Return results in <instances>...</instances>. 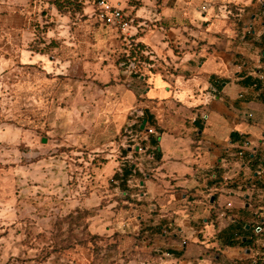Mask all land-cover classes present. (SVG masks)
<instances>
[{
  "label": "crops",
  "instance_id": "obj_1",
  "mask_svg": "<svg viewBox=\"0 0 264 264\" xmlns=\"http://www.w3.org/2000/svg\"><path fill=\"white\" fill-rule=\"evenodd\" d=\"M108 1L133 21V46L97 23L93 0L75 32L51 7L60 27L46 42L59 46L41 54L32 1L0 0V161L23 136L10 121L51 117L76 77L81 114L91 106L119 139L94 167L106 204L82 206L96 212L94 234L117 238L124 264L264 261V0ZM144 121L157 136L129 151L124 130Z\"/></svg>",
  "mask_w": 264,
  "mask_h": 264
},
{
  "label": "rangeland",
  "instance_id": "obj_2",
  "mask_svg": "<svg viewBox=\"0 0 264 264\" xmlns=\"http://www.w3.org/2000/svg\"><path fill=\"white\" fill-rule=\"evenodd\" d=\"M31 1L32 26L43 54L49 30L60 27L52 16V8L57 10V3L62 4L63 13L57 12L67 16L64 24L75 32L90 20L93 3ZM69 79L67 100L55 101L51 117L36 110L22 113L9 123L23 136L20 142L5 145L0 161V264L127 261L119 256L116 237H103L91 231L90 221L96 212L82 206L96 201L106 204L103 197L108 196V188L97 182L94 167L109 159L112 143H119V139L108 130L107 121L100 124V115L90 105L81 114L79 98L85 96L87 100V93H81L83 90L76 86L78 78ZM84 79L88 82L87 77ZM96 84L105 90L111 85L110 78ZM92 105L96 106L94 102Z\"/></svg>",
  "mask_w": 264,
  "mask_h": 264
},
{
  "label": "built area",
  "instance_id": "obj_3",
  "mask_svg": "<svg viewBox=\"0 0 264 264\" xmlns=\"http://www.w3.org/2000/svg\"><path fill=\"white\" fill-rule=\"evenodd\" d=\"M94 9V17L97 23L117 30L122 36V41L131 46L132 42L129 31L132 28L133 21L121 9L111 5L108 0H95ZM152 136L156 137L157 133L155 128L151 126L145 128L143 131L124 130L126 144L132 149L138 147L139 151L144 150L143 144L149 141ZM256 232L260 233L261 229L258 228Z\"/></svg>",
  "mask_w": 264,
  "mask_h": 264
},
{
  "label": "trees",
  "instance_id": "obj_4",
  "mask_svg": "<svg viewBox=\"0 0 264 264\" xmlns=\"http://www.w3.org/2000/svg\"><path fill=\"white\" fill-rule=\"evenodd\" d=\"M64 1H68V0H64ZM57 6H58V8H57V10H58V12L59 13H63L62 11H63V6H62V4L60 3V2H58L57 3ZM35 35H36V31H35ZM36 37H37V35H36ZM37 39V38H36ZM59 46V42H51L50 44H45V51H46V54L47 53H51L55 48H57ZM131 46H133V45H131ZM39 47H41V45L39 46V44L37 43V41H35V43L33 44V46H32V50L33 51H36L37 53H41V54H43V50L42 49H39ZM133 49H135V50H137V49H139V46H134V47H132ZM132 51H134V50H132ZM135 52H133L132 54H134ZM132 54H131V56H132ZM232 138H234V135H232ZM117 179V178H116ZM260 188H262V189H264V185H261L260 186ZM262 224L261 225H259V226H257L256 228H255V230H254V232H255V235L256 236H258V235H260V234H262L263 233V228H262ZM258 228H260L261 229V232L260 233H257L256 231H257V229ZM246 233L248 234L249 233V231H246ZM252 242H253V240L252 239H247L245 242H243L242 243V245H244V246H249V245H251L252 244ZM256 264H264V261H262V262H256Z\"/></svg>",
  "mask_w": 264,
  "mask_h": 264
},
{
  "label": "water",
  "instance_id": "obj_5",
  "mask_svg": "<svg viewBox=\"0 0 264 264\" xmlns=\"http://www.w3.org/2000/svg\"><path fill=\"white\" fill-rule=\"evenodd\" d=\"M146 124H147V121H144V123L142 125V129L145 128ZM43 143H46V139L43 140ZM131 150H132V148L129 149V151H131ZM136 151H139V148L138 147L136 148Z\"/></svg>",
  "mask_w": 264,
  "mask_h": 264
}]
</instances>
